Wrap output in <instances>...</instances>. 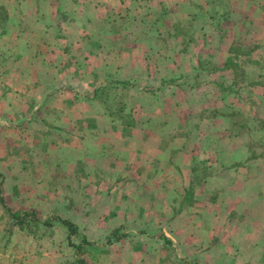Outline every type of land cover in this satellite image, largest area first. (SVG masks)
Instances as JSON below:
<instances>
[{
    "label": "rangeland",
    "instance_id": "1",
    "mask_svg": "<svg viewBox=\"0 0 264 264\" xmlns=\"http://www.w3.org/2000/svg\"><path fill=\"white\" fill-rule=\"evenodd\" d=\"M255 2L0 0L5 205L71 219L86 264H264ZM79 243L61 224L20 230L0 202V264H76Z\"/></svg>",
    "mask_w": 264,
    "mask_h": 264
},
{
    "label": "trees",
    "instance_id": "2",
    "mask_svg": "<svg viewBox=\"0 0 264 264\" xmlns=\"http://www.w3.org/2000/svg\"><path fill=\"white\" fill-rule=\"evenodd\" d=\"M230 64L231 58H227L222 68L226 69L230 66ZM118 83H124L125 85L130 84L124 81H118ZM0 202L3 205L5 211L8 213L11 224L17 226L20 230L27 229L31 233H36L41 228L48 229L54 227L56 224H61L68 230V238H71V236H79L80 243L73 244L77 256L76 264H86L85 258L81 256L91 254L89 246L92 244V242L89 241L85 235L78 232V226L71 219L62 218L57 213H49L44 217H40L36 211L30 209H19L12 211L5 205L2 195H0ZM124 227L125 225H120L111 229L105 237V244L112 245L115 242L126 238L128 236V233L124 231ZM162 237L164 238L165 242H171L167 237Z\"/></svg>",
    "mask_w": 264,
    "mask_h": 264
},
{
    "label": "crops",
    "instance_id": "3",
    "mask_svg": "<svg viewBox=\"0 0 264 264\" xmlns=\"http://www.w3.org/2000/svg\"><path fill=\"white\" fill-rule=\"evenodd\" d=\"M261 1H259V0H256V2H255V4H254V6H252V8L251 9H248V8H246V7H244V13L243 14H248L249 16H248V23L250 24V25H252V24H256L257 23V17L255 16L256 14H258L259 15V13L260 14H264V11H263V9H262V7H261ZM242 11V10H241ZM253 12H255V13H253ZM255 14V15H254ZM228 44L230 45V41L228 42ZM227 58H228V54H227V56L225 57V59L223 60V64H225V62H226V60H227ZM222 64V66L221 67H223L224 65ZM225 70V69H224ZM137 124V123H136ZM122 126V125H121ZM249 153L251 154V155H249L248 157H249V159H252V160H250V161H255V160H253V158H256L255 157V154L252 152V151H249ZM256 156H258V155H256ZM253 162H248V164H250L249 166L248 165H242V164H240L239 166H236V167H238V170H239V172L240 173H244V174H247V173H250L251 174V176H250V178H251V181H257V179H256V174H257V172H258V167H257V163H253ZM247 163V162H246ZM242 165V166H241ZM242 181H243V179H242Z\"/></svg>",
    "mask_w": 264,
    "mask_h": 264
}]
</instances>
